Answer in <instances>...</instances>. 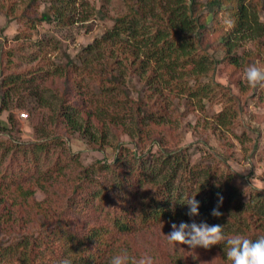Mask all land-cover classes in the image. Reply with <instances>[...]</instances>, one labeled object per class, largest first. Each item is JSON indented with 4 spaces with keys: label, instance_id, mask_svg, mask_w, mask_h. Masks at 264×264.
Here are the masks:
<instances>
[{
    "label": "rangeland",
    "instance_id": "374dc122",
    "mask_svg": "<svg viewBox=\"0 0 264 264\" xmlns=\"http://www.w3.org/2000/svg\"><path fill=\"white\" fill-rule=\"evenodd\" d=\"M147 1L146 17L151 22L158 21L159 28L164 30L166 16H170L167 10L178 5H174L173 0ZM210 1L213 0H185L190 17L198 18L193 19L197 28L189 35V40L200 54L214 55L219 61L224 56L222 50L230 44V54L238 61L237 69L230 70L226 65L230 59H223L222 64H216L206 76H184L181 80L178 76L169 77L166 86L161 79L162 75L166 76L164 72L158 70L154 61L149 68V64L140 66L142 54L126 39L117 44L107 41L94 47L93 52L87 51L89 45L94 46L112 27L117 17L131 13L138 0H71L66 3L64 19L49 23L39 21L41 12L50 4L47 0L36 3L0 0V106L5 76L23 73L25 77L34 78L30 88L21 84L10 90L5 98L6 109L0 111V241L9 243L18 237L33 241V236H38L55 221L53 215L59 206L66 204L70 188L83 179L78 178V174L86 172V168L96 162L113 163L120 149L128 148L129 155L137 157L158 154L165 147L185 151L191 164L218 163L221 172L229 167L249 187L264 188V88H253L243 79L244 70L250 65L264 70V0H216L217 4L209 8ZM241 1L249 15L258 19L262 34L244 37L232 34ZM154 5L156 10H150ZM50 14H53L51 10ZM208 14L211 18L205 22ZM143 24L147 22L142 21ZM149 26L155 27L152 23ZM172 40L177 42V36ZM37 70L42 72V78ZM96 72L108 76H90ZM112 72L124 76L122 89L136 103L140 100L147 103L145 109L168 105L163 114L165 121L152 127L147 143L142 144L135 137L131 114L132 118L121 113L122 119L117 125H102L91 119L92 132L100 140L105 139L100 145H92L81 134L68 130L59 117L55 123L54 117L64 100V106L86 112L89 107L82 104L83 100L99 95V79L111 85ZM142 73L151 78L149 82L157 80L153 92L145 85L146 80L138 77ZM205 85L206 95L202 89ZM176 86L182 89H175ZM159 90H163L167 99L152 95ZM35 97H41L42 104H37ZM225 106L238 112L228 123V129L217 122V114ZM21 113H26L27 118L21 119ZM101 135L105 137L100 138ZM45 140L56 144L52 153L54 159L73 158L70 167L64 168L61 162L57 165V171L63 168L65 173L57 177L58 182L50 181L52 185L46 193L37 185L33 187L35 178H16L19 163L27 160L23 153L25 147ZM32 167L37 165L32 164ZM97 179L98 173L93 180ZM171 231V224H164L148 235L142 234L145 243H138L149 253L147 257L155 253H169V257L176 251L181 264L226 263L225 255L217 251L168 245L166 235Z\"/></svg>",
    "mask_w": 264,
    "mask_h": 264
},
{
    "label": "trees",
    "instance_id": "16d2710c",
    "mask_svg": "<svg viewBox=\"0 0 264 264\" xmlns=\"http://www.w3.org/2000/svg\"><path fill=\"white\" fill-rule=\"evenodd\" d=\"M27 1L36 3L37 0ZM47 1L50 4L41 12L39 21L45 23L62 21L63 13L67 10L66 3H70L71 0ZM146 2L148 1L135 2L134 10L117 17L112 27L95 41L94 46L89 45L87 51L91 53L94 47H99L107 41L117 44L120 41L125 42L126 39L142 54L140 66L150 65L151 61H154L158 70L164 72L167 77L162 75L161 79L166 86L169 77L171 79L178 76L177 78L181 80L184 76H206L217 66L216 64H222L223 59L231 60L226 63L230 70L237 69L238 61L230 54L232 49L230 44H227V49L222 50L224 56L220 61L215 59L214 55L198 52L197 47L189 40V35L197 28L193 19L198 18L190 17L185 0H173V4L178 7L167 10L170 16H166L168 19L164 30L159 28L158 21L151 22L150 18L146 17L148 14ZM215 4L216 0L210 1L209 8ZM156 8L155 5L151 9L149 7L152 11ZM50 10L53 12L52 15ZM238 14L239 17L231 30L233 35L244 37L243 35L254 36L263 32V28H259L261 26L258 19L255 15H249L242 1ZM210 18L208 14L205 22ZM142 21L147 22V25H142ZM151 23L155 27L149 26ZM200 28L203 29V26ZM174 36H177V42L172 40ZM39 73L42 78V72ZM143 75L139 74L138 77L146 80L145 85L153 92L157 80L152 79L149 82L151 78ZM25 76L26 74L16 73L2 79L4 92L0 111L6 109L5 98L10 90L21 84H27L29 88L33 85L34 78ZM90 76L100 78L108 75L96 72ZM157 77L159 79V76ZM110 78L111 85H107L104 79L97 81L99 95L83 100L82 104L89 107L86 112H80L72 106H64L66 101H62L54 117L55 123L59 117L60 122H63L68 130L81 134L92 145H100L104 144L105 139L100 140L98 135L92 132L90 120L94 119L102 125H106L105 123L117 125L122 119L121 113L128 116L131 114L135 137L140 143H147L152 134V127L165 121L163 114L168 105L155 110L145 109L147 103L142 100L136 103L122 89L124 76H117L112 72ZM216 85L222 87L220 84ZM177 86L175 89H182ZM206 87L207 85L202 87L205 95ZM186 89H189V86ZM162 91L159 90L152 95L167 99ZM190 95L196 97L195 94ZM41 97L38 99L35 97L37 104H42ZM237 113L231 106H225L217 114V122L228 129V123H231ZM83 114L88 117H84ZM103 137L105 135H101L100 138ZM156 144L160 147L159 143ZM55 145V142L45 140L25 147L23 153L27 160L25 163H19L20 170L16 171L18 174L16 178L23 180L33 177L36 182L33 183V187L37 185L45 193L50 191L52 182H58L57 177L65 173L63 168L62 171H57L59 169L57 165L61 162L65 168L73 159L70 156L63 161L54 159L52 153ZM127 150L128 148L120 149V154L115 157L113 163L96 162L87 167L86 172L79 173L77 177L82 176L83 179L70 188L66 204L59 206L53 215L55 221L51 226L41 230L38 236H33V241L21 237L9 243L0 241V264H61L65 260L68 264H109L113 255L123 251H127L132 258H141L148 253L142 250L138 243L140 241L145 243L142 234L148 235L164 224L192 223L193 220L197 223L206 222L209 225L223 226L225 241L207 250L220 252L225 255V260L228 238L239 235L255 240L264 236V188H255L250 184L249 187L240 181L239 176L229 167L226 172H221L218 163L210 162L209 165H204L203 161L191 164V159L185 151L165 147L161 148L158 154L137 157L129 155ZM32 164H36L37 167H32ZM97 173L99 179L93 180ZM189 197H195L200 203L199 215L192 218L187 215L189 207L186 202ZM220 197L222 204L219 211L222 215L213 217L211 211L217 206ZM60 200L63 201V198ZM168 254L155 253L150 256L153 264H181L176 251H172L169 257ZM225 264L230 262L226 261Z\"/></svg>",
    "mask_w": 264,
    "mask_h": 264
},
{
    "label": "clouds",
    "instance_id": "9594fccd",
    "mask_svg": "<svg viewBox=\"0 0 264 264\" xmlns=\"http://www.w3.org/2000/svg\"><path fill=\"white\" fill-rule=\"evenodd\" d=\"M249 86L264 88V70L255 64L248 66L243 73ZM186 204L189 207L187 215L192 218L199 215L200 203L195 197H189ZM222 204V197L218 199L217 206L211 211L213 217H220L222 213L219 207ZM172 231L166 235L167 243L170 246L188 245L190 248L203 247L210 248L213 245L220 244L225 241L223 226L209 225L206 222L192 223L181 222L179 226L171 223ZM226 256L230 264H264V236L253 239L244 238L242 236H234L226 240ZM61 264H68L62 261ZM109 264H153L151 257L132 258L127 251H123L113 255Z\"/></svg>",
    "mask_w": 264,
    "mask_h": 264
},
{
    "label": "built area",
    "instance_id": "2783aa9c",
    "mask_svg": "<svg viewBox=\"0 0 264 264\" xmlns=\"http://www.w3.org/2000/svg\"><path fill=\"white\" fill-rule=\"evenodd\" d=\"M19 116H20L21 119L27 118V114L26 113H21Z\"/></svg>",
    "mask_w": 264,
    "mask_h": 264
}]
</instances>
